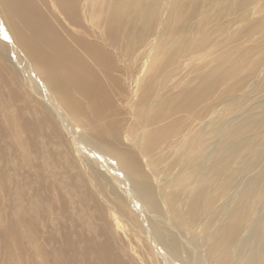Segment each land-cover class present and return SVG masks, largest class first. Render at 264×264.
Listing matches in <instances>:
<instances>
[{
	"label": "bare ground",
	"instance_id": "bare-ground-1",
	"mask_svg": "<svg viewBox=\"0 0 264 264\" xmlns=\"http://www.w3.org/2000/svg\"><path fill=\"white\" fill-rule=\"evenodd\" d=\"M263 11L264 0H0V135L18 145L11 160L45 141L34 157L46 145L65 164L93 231L81 248L42 225L47 250L43 221L18 205L0 264H264Z\"/></svg>",
	"mask_w": 264,
	"mask_h": 264
},
{
	"label": "rangeland",
	"instance_id": "rangeland-1",
	"mask_svg": "<svg viewBox=\"0 0 264 264\" xmlns=\"http://www.w3.org/2000/svg\"><path fill=\"white\" fill-rule=\"evenodd\" d=\"M224 4L225 2L222 3V5ZM262 15H264V11L258 16ZM193 66L194 63H191L183 71L184 80L180 82V88H183L186 81L192 76L189 73V68ZM227 105V101L217 103V108L213 109L212 113L221 112ZM42 143L45 141L36 143L33 147L27 146L28 150L22 156V158L28 156L27 161L19 158L11 160L18 145L14 138L12 140L10 136L0 135V231H3L9 219L13 218V208L22 205L24 210L36 214L43 221L42 223L39 219L37 220V240L47 250L57 247V244L47 242L48 234L37 231L42 228V225H47L59 233L60 230L69 231L72 244L81 248H90L93 243L89 235L93 234V231L88 225L86 212H82L80 205L76 202L74 180L69 179V172L63 167L65 164L49 159V154L45 151L47 150L46 145H43L34 157L35 147ZM30 148H32L31 155ZM7 150L12 151V154H7ZM32 164L38 169L33 170ZM15 166H18L20 170H15ZM57 179L58 182L55 181ZM52 186L57 190L51 192ZM52 210H54L53 213H51ZM28 232L32 234V229L24 230V233ZM30 236H21L22 240L16 242L18 247L21 244L24 248L30 247L29 240H26V238H32V235ZM31 256L32 253L27 249L24 250L23 260L32 261Z\"/></svg>",
	"mask_w": 264,
	"mask_h": 264
},
{
	"label": "snow or ice",
	"instance_id": "snow-or-ice-1",
	"mask_svg": "<svg viewBox=\"0 0 264 264\" xmlns=\"http://www.w3.org/2000/svg\"><path fill=\"white\" fill-rule=\"evenodd\" d=\"M5 39H7V36L5 35Z\"/></svg>",
	"mask_w": 264,
	"mask_h": 264
}]
</instances>
